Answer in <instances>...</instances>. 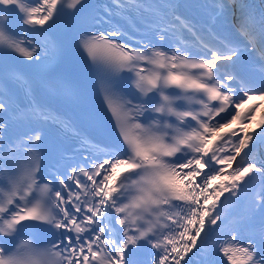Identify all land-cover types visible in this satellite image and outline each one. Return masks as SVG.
<instances>
[{
  "label": "snow or ice",
  "instance_id": "1",
  "mask_svg": "<svg viewBox=\"0 0 264 264\" xmlns=\"http://www.w3.org/2000/svg\"><path fill=\"white\" fill-rule=\"evenodd\" d=\"M183 6L180 0L147 6L115 0L108 19L131 7H147L155 18L135 41L118 27H103V19L83 17L101 25L77 30L76 52L103 73L106 109L90 104L65 77L46 71L6 77L0 86V264H137L140 249L148 250L144 264H193L204 251L199 245L225 222L221 197L238 199L247 180L264 176V162L248 159L264 144V0L258 11L240 0H211L203 5V22L184 16ZM85 7V0H0V54L46 69L64 50L39 37ZM12 14L23 37L8 27ZM220 19L230 23L233 38H219ZM245 56L259 65V84L235 71ZM121 72L131 80L127 95L113 82ZM9 83L24 91L23 107ZM37 92L75 115L41 102ZM19 121L29 132L13 139L9 132ZM81 124L112 142H94ZM49 130L71 136L80 150L44 173L39 150ZM17 160L23 162L9 166ZM252 203L253 216H261L258 233L242 236L246 223L229 227L213 246L219 259L209 252L202 264H264V187Z\"/></svg>",
  "mask_w": 264,
  "mask_h": 264
},
{
  "label": "bare ground",
  "instance_id": "2",
  "mask_svg": "<svg viewBox=\"0 0 264 264\" xmlns=\"http://www.w3.org/2000/svg\"><path fill=\"white\" fill-rule=\"evenodd\" d=\"M211 4V0H184L181 1V4L184 5L181 7L180 12L184 15L189 17L194 22H203L206 18V11L203 7L205 4ZM231 17L229 16V20ZM215 32L219 36V38H233L234 31L231 29L230 23L220 19L217 21ZM235 71L239 73L242 77L246 79H250L255 81L257 84L261 81V74L259 70V65L256 64L252 59L248 58L247 56L242 57L240 61H238L235 65ZM257 98L253 97L255 101ZM259 118V117H258ZM253 128H256V125H252ZM256 132H260L256 128ZM259 145V144H258Z\"/></svg>",
  "mask_w": 264,
  "mask_h": 264
},
{
  "label": "rangeland",
  "instance_id": "3",
  "mask_svg": "<svg viewBox=\"0 0 264 264\" xmlns=\"http://www.w3.org/2000/svg\"><path fill=\"white\" fill-rule=\"evenodd\" d=\"M241 4H255V6L258 8L261 6V0H254V1H249V0H240ZM258 130H260L259 128H257Z\"/></svg>",
  "mask_w": 264,
  "mask_h": 264
},
{
  "label": "trees",
  "instance_id": "4",
  "mask_svg": "<svg viewBox=\"0 0 264 264\" xmlns=\"http://www.w3.org/2000/svg\"><path fill=\"white\" fill-rule=\"evenodd\" d=\"M249 1H251V2H252V1H254V0H249ZM251 5H254V6H255V4H251ZM255 8H256V9H257V11H258L260 7H258V8H257V7L255 6Z\"/></svg>",
  "mask_w": 264,
  "mask_h": 264
}]
</instances>
